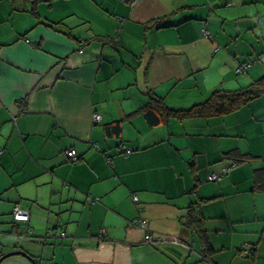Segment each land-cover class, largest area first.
Here are the masks:
<instances>
[{
	"label": "crops",
	"instance_id": "obj_1",
	"mask_svg": "<svg viewBox=\"0 0 264 264\" xmlns=\"http://www.w3.org/2000/svg\"><path fill=\"white\" fill-rule=\"evenodd\" d=\"M31 8V0H0V257L264 264V94L228 114L161 116L155 126L141 110L149 91L184 110L264 76V0ZM246 60L254 63L237 74ZM192 204L209 259L185 225ZM16 206L29 221H14ZM141 219L167 241L147 243ZM0 264L34 262L18 253Z\"/></svg>",
	"mask_w": 264,
	"mask_h": 264
},
{
	"label": "trees",
	"instance_id": "obj_2",
	"mask_svg": "<svg viewBox=\"0 0 264 264\" xmlns=\"http://www.w3.org/2000/svg\"><path fill=\"white\" fill-rule=\"evenodd\" d=\"M51 1L52 0H31L32 13L37 15L38 13L37 7L40 2H51ZM159 20L160 19H157L156 21H159ZM248 62L252 64L254 63L251 60H246L243 63H248ZM245 72H246V69H245ZM263 94H264V76L258 78L252 84L244 88H240L237 90H223V89L215 90L214 92H212L210 97L207 98L204 102L196 104L190 109H184V110L170 108L165 103L163 97L157 95L154 91H149L148 95L150 96V100L149 102L146 103V105H144L141 108V110L144 111V114H145V117L147 118L148 123L151 126H155L156 124H159L161 122V116H164L166 118L165 120L168 121L169 118L171 117H176L177 119L208 118V117L221 116L224 114H228L246 105L247 103L254 100L255 98L262 96ZM21 112L23 113V109H21ZM157 112H160L159 113L160 115H157ZM115 129L119 130V126H117ZM234 154L236 153L234 152ZM78 159H79V156L77 160ZM77 160H75V162ZM243 160L244 159H239V160L237 159L236 161L240 163ZM237 162L234 163L229 168H233L234 166H236L238 164ZM136 200L137 199L134 198V201ZM24 210H27V209H24ZM27 211L29 212V210ZM198 214L199 213L197 211V208L194 206V204L190 205L187 210V216L185 217V225L189 228H195L197 230L201 238V241L203 243V248L205 252L203 257L205 259L206 258L209 259L212 248L209 245L207 234L205 233V230L203 229V223H202L203 219H200ZM29 216H30V213H29ZM13 219L15 222H22V221H18L15 219L14 210H13ZM27 221H29V219ZM141 221L142 219L139 220L138 222L139 226L141 225ZM65 234L66 233H64L63 235ZM164 241H167L166 238H163L162 240H159V241L151 242L150 244L164 242ZM201 263L205 264L203 261H201Z\"/></svg>",
	"mask_w": 264,
	"mask_h": 264
},
{
	"label": "built area",
	"instance_id": "obj_3",
	"mask_svg": "<svg viewBox=\"0 0 264 264\" xmlns=\"http://www.w3.org/2000/svg\"><path fill=\"white\" fill-rule=\"evenodd\" d=\"M124 1H126L128 3H132V4H135L138 2V0H124ZM251 65H252V63H250V62L241 64V66L236 71L237 74L244 73L245 69L250 67ZM22 104H25V101L24 102L22 101ZM24 108L25 107L23 106V111L25 110ZM94 120L96 122L100 121L101 115L98 113H95ZM128 151H130V149H128ZM68 154L73 159V161L77 160L78 155H77L76 150L70 149L68 151ZM230 169L231 168H229L228 170H230ZM218 178H219V175L215 174V173L211 174V176H210V179H212V180H217ZM14 217L18 221H27L29 219V212L27 210L20 208L19 206H16L14 208ZM140 227L146 231L145 240L148 243L159 241V240H162L164 238L162 236H155L149 231V222L147 219H142ZM174 240H176V239H172L173 242H174Z\"/></svg>",
	"mask_w": 264,
	"mask_h": 264
},
{
	"label": "water",
	"instance_id": "obj_4",
	"mask_svg": "<svg viewBox=\"0 0 264 264\" xmlns=\"http://www.w3.org/2000/svg\"><path fill=\"white\" fill-rule=\"evenodd\" d=\"M18 253L27 256L29 259H31L34 262V264H37L36 261H35V259H34V257H32V255L28 254L24 250H17V251H13V252L7 253L6 255H3V256L0 257V262L3 259H5L6 257L11 256V255H14V254H18Z\"/></svg>",
	"mask_w": 264,
	"mask_h": 264
},
{
	"label": "rangeland",
	"instance_id": "obj_5",
	"mask_svg": "<svg viewBox=\"0 0 264 264\" xmlns=\"http://www.w3.org/2000/svg\"><path fill=\"white\" fill-rule=\"evenodd\" d=\"M42 3H46V2H40L39 5L42 4Z\"/></svg>",
	"mask_w": 264,
	"mask_h": 264
}]
</instances>
